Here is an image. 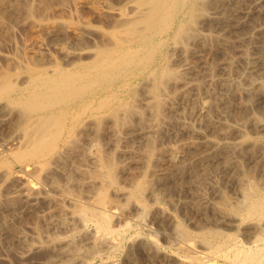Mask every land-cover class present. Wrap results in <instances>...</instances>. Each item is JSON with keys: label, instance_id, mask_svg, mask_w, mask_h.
Wrapping results in <instances>:
<instances>
[{"label": "bare ground", "instance_id": "bare-ground-1", "mask_svg": "<svg viewBox=\"0 0 264 264\" xmlns=\"http://www.w3.org/2000/svg\"><path fill=\"white\" fill-rule=\"evenodd\" d=\"M24 1L28 14L33 10L40 11L46 14L44 19L40 17L45 20L51 11L53 13L48 0ZM243 1H247V5L241 9L239 5ZM124 7L126 10L116 7L117 22L110 25V34L97 40L96 45L84 46L82 42H76L79 46L63 47L61 52L69 59L67 57L68 60L63 63L52 62L54 66L41 65L40 68L30 69L26 79L21 80V84H26L17 85L20 76H14V83L9 78V71L1 73L0 70V132L4 128L9 130V134L1 137L0 155L8 154L15 164L22 165L18 171L0 170V190H3V196L0 194V240L18 247L14 253L19 264H84L102 250L111 253L117 251L121 248L126 231L137 228L138 233L131 235L133 238L129 248L125 246L128 250L122 257L124 264H141L142 256L149 264H157V261L168 263L171 255L160 253L159 240L153 232V238L142 235L143 231L150 233L151 215L160 225L172 229V241L175 240L186 260L193 264L200 258L216 263L264 264V183H261L264 180L258 179L259 182L257 172L247 170V165L245 169V163L238 156L242 154L241 151L247 150V156L255 161L257 170L264 173V107L260 114H250V109L258 100H264V79L249 76V86L244 85L249 87L247 89H242L239 81L233 85L232 75L237 74L234 68L237 59L231 55L234 50L241 53L239 56L248 64L250 71L260 68L264 74V59L259 58V61L251 63L253 57L249 59L247 56L248 51L252 53L251 44H264V0H125ZM239 8L244 18L257 19L251 24L249 22V27L246 25L250 30L242 34L237 30L239 33L236 36L217 34L233 22L242 25V17L237 19L240 13L236 14L235 20L231 17L233 11ZM24 10L20 11L25 13ZM26 17L31 19L32 15ZM92 27L83 23L77 28L82 36H87L93 32ZM215 29L216 34L213 33ZM205 53L212 56L225 53L223 57L228 56L221 65L222 75L209 72L204 78L206 81L203 80L206 84L196 79L197 74L194 76L200 67V55ZM6 57L16 66L24 61L11 53ZM206 61L211 62V59L207 58ZM242 71L238 74L241 77L244 76ZM140 79V91L134 92L135 82ZM200 82L210 85L206 86L205 95L200 94L205 86ZM213 85H220L222 94L218 92L219 88H216V93ZM242 93L246 94L245 99L237 112L233 113L234 99L237 95L243 98ZM206 99L212 100L209 107L206 106ZM198 102L200 105L196 108ZM220 102L223 103L224 112L232 114L233 122H219V118L218 121L214 120L215 114L211 115L210 111L218 108ZM141 104L147 106L144 105L146 116L141 112L144 111ZM187 110L199 124L185 119ZM133 112L135 117L131 116ZM171 116L175 118L173 121H170ZM202 126L210 133H206ZM248 126L254 129L255 135L248 134ZM120 127L125 128L126 132H122L123 139L118 141L115 137L121 135L120 131L123 130ZM94 129L108 135L109 139H105L110 148H99L102 146L99 144L95 155L88 153V156H93L89 160L86 150L98 144V138L92 133ZM134 139L145 142L142 148H137L139 150L131 144ZM119 157H125L123 164L117 162ZM140 162L144 164L143 170L138 167ZM30 164L34 168H30ZM227 170L232 171L226 179L228 186L231 183L242 196L239 198L237 194V200H244L241 207L231 204L233 200L227 194L230 190L226 193L213 177L214 173L226 174ZM62 178L71 184L73 182L77 193L69 190L68 182L66 187L61 186L63 182L59 185ZM208 181L212 183V191L221 197L219 201L212 200L213 195L209 197L210 200L209 195L201 193L198 201L188 197L191 202H187L188 198L182 197L184 201L177 200L175 203L171 200L173 203H170L176 208L180 204V208L186 212L182 214L191 223L203 225L196 226L198 231L192 233L189 227L190 230L180 222L175 208L166 210L163 207L160 195L186 187L200 186L205 189ZM93 187L99 190V196L92 195L91 192H95ZM16 198H20L21 203L17 204ZM48 205H53L54 210L46 211ZM43 207L46 209L43 210ZM36 213L40 215V221L45 220V230H41L43 228L38 223L29 227V233L19 227L24 222L19 220L20 217ZM196 213H199L200 220L195 218ZM233 213L236 215L233 216ZM76 216H80L85 225L87 222L94 224L93 231L86 238L81 233V237L85 238L84 244H73L77 237L72 241L71 237L50 232L49 227L74 231L73 220ZM16 219L20 223H14ZM239 225H242L243 240L238 239L232 231ZM224 227L230 231H225ZM43 247L50 249L46 258L32 262L33 254ZM6 257L0 256V261L7 260ZM105 264L114 263L109 260Z\"/></svg>", "mask_w": 264, "mask_h": 264}, {"label": "rangeland", "instance_id": "rangeland-1", "mask_svg": "<svg viewBox=\"0 0 264 264\" xmlns=\"http://www.w3.org/2000/svg\"><path fill=\"white\" fill-rule=\"evenodd\" d=\"M3 1V0H2ZM1 0H0V2H2ZM5 1V2H4ZM3 1V3L1 4L0 3V11H1V14H0V70H2L1 71V73H7L8 71V75H10L9 76V78L15 83V79H13L14 78V76L16 77V75H18V76H20V82H19V84L17 83V85H20L21 84V80H22V78L24 79L25 77H27V75L31 72V70L33 69V68H40L41 67V65H45V66H48V65H55V64H53L52 62H57V63H63L65 60H68L69 59V57L68 56H66L65 57V54L64 53H62L61 52V50H62V48L63 47H67V46H72V47H76V46H79V45H77L76 44V42H82L81 44L82 45H88V46H93V45H96L97 44V40H99L100 38H103V37H106L108 34H110L109 32L111 31V29L109 28L110 27V25H112V24H114V23H116L117 22V20H118V14H116L115 12H117L118 10H117V8L116 7H122V8H124L125 10H126V8L124 7V2H125V0H59V1H57V0H48V2H49V6H50V8H52L53 9V13H55L56 15H51V14H53L52 13V11L50 12V15L49 14H47V16H46V18L48 17V15H49V17L47 18V19H45V20H43L44 18H45V15L46 14H43L42 12H36V10H33V11H31V14H28V7H26V5L27 4H25V1L24 0H21V1H19V0H13L12 1V3L10 2L11 0H7V2H6V0H4ZM20 3H22V4H20ZM70 1V2H69ZM77 1L79 2V4L77 3ZM53 2V3H52ZM244 2V3H243ZM242 3H241V5H239V6H241L240 8L242 9V8H245V6L247 5L245 2H247V1H243ZM9 3V5H7ZM17 3V4H16ZM50 3L51 4H53V5H50ZM10 4H11V6H10ZM4 6V8H5V11H4V13L2 12L3 11V6ZM21 5V6H20ZM63 5V6H62ZM77 5V6H76ZM18 6H20V7H18ZM24 6V7H23ZM72 6V7H71ZM57 7H59V8H57ZM62 9H61V8ZM63 7H65V8H63ZM71 7V8H70ZM112 7H114V9L112 8ZM3 8V9H2ZM6 8H8V10H9V12H8V10H6ZM12 8V9H11ZM22 8H27V10H24V9H22ZM57 8V9H56ZM116 8V9H115ZM122 8H119L120 10H122ZM235 9L234 11H233V13L231 14V17L232 18H234L233 20H235L236 19V17L235 16H237L236 14H239L238 16H237V19H239L240 17H242V19H243V23H242V25H239V24H237V25H235V22H233V24L232 25H230V27H227L226 28V30L224 31L223 29H220L221 30V32H218L217 34H222V35H226V36H236V35H238V33L239 34H242V33H244V31H248V30H250V28L248 29L247 28V26L248 25H250L251 24V21H255V20H257V19H251V18H244L245 17V15L243 16V14L241 13V9ZM51 9V10H52ZM56 11H55V10ZM61 11V12H59V10ZM64 9H66V10H64ZM20 10H24V12L25 13H23L22 11H20ZM64 10V11H63ZM109 10H111V11H109ZM55 11V12H54ZM22 13L23 15H21L20 13ZM35 12L37 13V14H35ZM64 12V13H63ZM68 12V13H67ZM73 12V13H72ZM99 12H101V14H99ZM103 12L105 13V14H103ZM2 13H3V15H5L4 17H3V15H2ZM12 13V14H11ZM70 13H72V14H70ZM75 13V14H74ZM13 14H14V16H13ZM25 14H26V16L27 15H32V18L31 19H29V18H27L26 16H25ZM40 14V15H39ZM41 14H43V16L41 15ZM99 14V15H98ZM2 15V16H1ZM17 15V16H16ZM34 15H37V16H34ZM68 15V16H67ZM8 16H9V18H8ZM11 16V17H10ZM13 16V17H12ZM15 16H16V18H15ZM24 16V17H23ZM50 16H51V18H50ZM54 16V17H53ZM26 17V18H25ZM39 17V18H38ZM40 17H43V19L42 18H40ZM53 17V18H52ZM68 17V18H67ZM105 17V18H104ZM5 18V19H4ZM11 18V19H10ZM19 18V19H18ZM50 18V20H48ZM62 18V19H61ZM65 18V19H64ZM27 19V20H26ZM42 21H41V20ZM46 20H48V21H46ZM78 20V21H77ZM5 21V22H4ZM33 21V22H32ZM35 21V22H34ZM41 21V22H40ZM109 21V22H108ZM247 24H246V23ZM249 22H250V24H249ZM83 23H87V24H89V25H91V27H92V25H93V27H92V29H94L93 30V32H91L90 34H88L87 36H85V35H83L82 36V34L80 33V31H79V29L77 28L78 26H80L81 24H83ZM38 24H40V26L38 25ZM42 24H45V26L44 25H42ZM58 24V25H57ZM34 25V26H33ZM64 25V26H63ZM245 25V26H244ZM247 25V26H246ZM37 26V27H36ZM43 26V27H42ZM48 26V27H47ZM32 27V28H31ZM40 27V28H39ZM46 27V28H45ZM238 27V28H237ZM241 27V28H240ZM242 27H243V29H242ZM249 27V26H248ZM241 30H240V29ZM101 29V30H100ZM231 29V30H230ZM239 32H238V31ZM57 31V32H56ZM219 31V30H218ZM224 31V32H223ZM237 31V32H236ZM70 32V33H69ZM216 32V29L214 30V34H216L215 33ZM104 33H106V34H104ZM224 33V34H223ZM102 34V35H101ZM229 34V35H228ZM233 34V35H232ZM105 35V36H104ZM63 36V37H62ZM72 36V37H71ZM80 36V37H79ZM69 38H70V40H69ZM79 38V39H78ZM84 39V40H83ZM79 40V41H78ZM263 43H261L260 45H259V43L257 44V46H254L253 44H251L250 45V48L251 49H253V50H251L250 48H249V50H251L252 51V53L251 52H249L248 51V53H250V54H248L247 53V56H248V58L249 59H251L252 57H253V59H251L250 60V62L251 63H254V62H256V61H259L260 59H264V44L262 45ZM75 45V46H74ZM259 45V46H258ZM253 46V47H252ZM14 47V48H13ZM255 47H258V48H255ZM255 48V49H254ZM257 50V51H256ZM260 50V51H259ZM235 51V50H234ZM232 52L231 53V55L234 57V59H237L236 61V67H234V68H236V70H237V74H234V75H232V82H233V85L235 84H237L238 83V81H239V83H241L240 85H242L241 87H242V89H247V88H249L248 86V82L250 83V81H249V76H252V77H250V78H254V79H257V80H259V77H260V80H263L264 79V74L263 73H261V71H262V69H260V68H258V69H256L255 71H250L249 70V68H248V64L245 62V60H242V58H241V55L239 56V54H241V53H239V52ZM256 52V53H255ZM13 54V55H17L18 57H19V59H20V57L21 58H23V59H20V60H24V61H22L21 63L23 64L22 66L19 64V65H15L14 63H11V60H9V58H7L6 56L8 55V54ZM237 53V54H236ZM263 53V54H262ZM3 54V55H2ZM4 54H6V55H4ZM225 55V53H219L218 55H209V54H202V55H200L201 56V58H202V60H201V58H200V56H199V58H196L198 61H199V69L197 68V70H196V72H194V76H195V74H197V77H196V79L197 78H199L198 79V81H201V82H204V81H206L205 79V76L206 75H209V72H213L214 73V75H216L217 73H219V74H217V75H222V69H221V65L224 63V61H226V59H225V57H228L227 56V54H226V56H224L223 57V55ZM220 55H221V57H220ZM238 56L239 58H235V56ZM262 55V56H261ZM202 56H204V58L202 57ZM68 57V59H66ZM214 58V60H213V58ZM251 57V58H250ZM257 57H258V59H257ZM64 58V59H63ZM207 58H209V60L211 59V62L210 61H206L207 60ZM216 58H217V60H216ZM260 58V59H259ZM7 59V60H6ZM204 59H206L205 60V62H203L204 61ZM239 59H241L240 61H239ZM27 60H28V62H27ZM63 61V62H62ZM8 62V63H7ZM27 64H26V63ZM207 62V63H206ZM209 62H210V64H209ZM212 62H214L213 64H211ZM200 63H201V65H200ZM206 63V64H205ZM244 63V64H243ZM245 63L247 64V65H245ZM204 64H205V67H204ZM209 64V65H208ZM218 64V65H217ZM13 65V66H12ZM245 67H247V68H245L244 70H246V71H242L241 69H243L244 68V66ZM21 66V67H20ZM203 66V67H202ZM240 66H242V67H240ZM15 67V68H14ZM16 67H17V69L18 70H16ZM25 67V68H24ZM209 67V68H208ZM215 67V68H214ZM239 67V68H238ZM20 68V69H19ZM27 68H29V69H27ZM201 68V69H200ZM203 68V69H202ZM238 68V69H237ZM31 69V70H30ZM5 70V71H4ZM261 70V71H260ZM200 71V72H199ZM217 71V72H216ZM242 71V74L244 75V76H246V75H248V76H246L245 78H244V76H239L238 74H240V72ZM13 72V73H12ZM26 74H24V73ZM26 72H28V73H26ZM208 72V73H207ZM249 72H251V73H249ZM253 72V73H252ZM1 73H0V75H1ZM20 73V74H19ZM204 73H206L205 75H204ZM247 73V74H246ZM261 73V74H260ZM203 74V75H202ZM251 74V75H250ZM253 74H255L256 75V77H254L255 75H253ZM257 74L259 75V76H257ZM263 74V75H262ZM236 75H238V76H236ZM261 75V76H260ZM2 76V75H1ZM0 76V77H1ZM11 76H13L12 78H11ZM219 76H216V77H219ZM202 77V79L200 80V78ZM207 77V76H206ZM238 77V78H237ZM240 77V78H239ZM263 77V78H262ZM205 78V79H204ZM26 79V78H25ZM242 79V80H241ZM245 79V80H244ZM204 80V81H203ZM234 80H235V82H234ZM247 80V81H246ZM141 82V79L139 80V82H135L136 84L134 85V92L135 91H137V92H139L140 91V88H141V85H142V83H140ZM200 82V84L202 85L203 83H201ZM245 82V84H243ZM138 83V84H137ZM205 83V82H204ZM24 84H26V83H24ZM24 84H21V85H24ZM206 84V83H205ZM205 84H203V85H205ZM248 85V86H244V85ZM20 85V86H21ZM202 85V86H203ZM239 85V84H238ZM138 86V87H137ZM207 85H205V86H203V88L200 90V94L202 95H205L204 93H206V89H207V87H210V85L209 86H207ZM218 86V87H217ZM244 86V87H243ZM136 87H137V89H136ZM212 88L216 91V93H217V90H216V88H219L218 89V92L220 93V94H222V88H221V86L220 85H213L212 86ZM204 90H205V92H204ZM221 90V91H220ZM203 92V93H202ZM134 94V93H133ZM14 95H16V93H14ZM13 95V96H14ZM242 96H243V98H241L240 99V97L241 96H239V95H237L236 97H235V101L233 102V106H232V109L234 110L233 111V113L234 112H237V109H239L238 107H239V105L244 101V99H245V96H246V94L244 93H242L241 94ZM124 97H126V95L124 96ZM243 99V100H242ZM206 104L208 103V105H206V106H210V104H211V101L212 100H207L206 99ZM262 102V103H261ZM142 105V104H141ZM141 105H140V107L139 108H141ZM144 105L146 106V104H143L142 105V109L144 110L145 109V107H144ZM197 105H198V107H199V105H200V103L198 102V103H196V108H198L197 107ZM221 105H223V103L222 102H220V105H219V107L218 108H213V109H211V115H213V114H215V115H213V116H215V117H213L214 118V120L215 121H218L219 120V122H224L225 123V121L227 122V123H229V121H230V123H231V121L233 122L234 120H233V116H231L232 114H229V113H225L224 112V110H223V107L221 106ZM262 105V106H261ZM194 106V105H193ZM147 107V106H146ZM264 107V100L263 99H259L258 100V103L254 106V107H252L251 109H250V114H254V112H257V113H255V114H258L259 112H262V108ZM190 106H189V110H190ZM221 108V109H220ZM219 109V110H218ZM145 112L147 111V109L146 110H144ZM144 111H141L145 116H146V114H147V112L145 113ZM253 112V113H252ZM133 114H135L134 112L132 113V115L131 116H133V117H135V115H133ZM185 114V119L187 120V121H190V122H192V123H196V124H199L198 123V121H196L195 119H194V117H192V116H190V111H188L187 110V112L186 113H184ZM222 116H221V115ZM225 114V115H224ZM249 114V115H250ZM260 114V113H259ZM227 115V116H226ZM167 116H169V114L167 115ZM229 116V117H228ZM133 117H131L132 119H134ZM225 117V118H224ZM173 116H171L170 117V121H173ZM219 118V119H218ZM230 118V119H229ZM175 119V118H174ZM218 119V120H217ZM220 119L222 120V121H220ZM227 119V120H226ZM193 120V121H192ZM194 120H195V122H194ZM224 120V121H223ZM120 126H122V125H120ZM203 127V126H202ZM250 129L252 128L251 126H248ZM121 129L120 130H123V131H120V133H121V135L120 134H118V135H116V137H115V139H119L118 141H120L121 139L120 138H122L123 139V134L126 132L125 131V128H123V127H120ZM205 127H203V129H204ZM250 129H248L247 128V130H248V134L249 135H251V136H253V135H255L256 133H254V129H251V130H253V131H251ZM96 129H94V132H92L93 133V136H95L96 138H98V140H101L102 142L100 143V142H98V140H97V143L98 144H94L93 145V149H92V146H90L89 147V149H87L86 151V155L88 156V153H90V154H94L95 155V152H97L98 151V147H99V144H100V146H101V144H102V146L101 147H99V148H104V149H108V148H110V147H108L109 145H108V135L107 134H105L102 130H100V129H98L99 131H102V132H99L98 130H96L97 132H99L100 134H98V133H96V131H95ZM204 131L206 132V133H210V131H208L207 129H204ZM122 132H124V133H122ZM0 134H1V136H0V140H1V137H3V136H5V135H7V134H9V130L8 129H3L1 132H0ZM95 134V135H94ZM102 134V135H101ZM262 134V133H261ZM107 135V136H106ZM120 135V136H119ZM103 137V138H102ZM80 138V140H81V137H79ZM78 138V139H79ZM100 138V139H99ZM107 140H106V139ZM105 139V140H104ZM231 139V138H230ZM106 143L107 142V144H104V143ZM136 142V143H135ZM82 143H83V141H82ZM145 142L144 141H142L141 139L140 140H137V139H134V141L132 140L131 141V144L132 145H134L133 147L136 149V150H139L140 148H142V146H143V144H144ZM104 144V145H103ZM107 145V147H105ZM142 145V146H141ZM112 146V145H111ZM137 146H139V147H137ZM94 147H95V149H97V150H95L94 149ZM137 148H139V149H137ZM90 150V151H89ZM247 150H243V151H241L240 153H242V154H240V155H238V156H240V158L242 159V161H243V164H244V168L246 169L247 168V166H248V168H247V170H253V171H256L257 173V180L259 179H262L263 178V180H264V173H260L261 171H259V170H257V165L256 164H254L255 163V161H253V160H251V158L249 157V156H247L248 154H247V152H246ZM94 152V153H93ZM89 154V156H88V159L90 160L91 159V157H93L92 155H90ZM7 156H9L8 154H2V155H0V165L1 164H3V166L1 165L0 166V170L1 171H5V170H7V171H18V170H20L21 168H22V165L21 164H15L11 159V156H9V157H7ZM91 156V157H90ZM242 156H244V157H242ZM90 157V158H89ZM5 158V159H4ZM11 158V159H10ZM124 158V159H123ZM244 158V159H243ZM247 160H246V159ZM250 161H249V160ZM117 162L119 163V164H123L124 163V161H125V157H119V158H117ZM122 160H124V161H122ZM245 160V161H244ZM2 161H4V162H2ZM247 162V163H246ZM248 162H249V164H248ZM251 163V164H250ZM118 164V165H119ZM7 165V166H6ZM12 165V166H11ZM141 165V166H140ZM247 165V166H246ZM253 165V166H252ZM256 165V166H255ZM8 166H9V168H8ZM34 165L32 164H30V168H34L33 167ZM249 166H250V168H249ZM138 167L140 168V170H143V168H144V164L143 163H139L138 164ZM13 170H12V169ZM19 168V169H18ZM136 168H137V166H136ZM2 169H4V170H2ZM15 169H17V170H15ZM255 169V170H254ZM139 170V169H138ZM137 171V170H136ZM228 171V172H227ZM226 171V174H224L225 172H218V173H214V175L215 176H213L214 177V179H215V182H217L218 183V185H220L225 191H226V193L230 190V192H232V194L230 193V192H228L227 194L230 196V198L233 200L232 202H231V204L232 203H234V204H232L234 207H241V205H243L242 203H244V200H243V198H242V202H241V199H240V201H239V198H241L242 196L240 195V193L236 190V188L231 184V183H229V186H228V183H227V177H228V175L230 176L231 174H232V171L231 170H227ZM230 172V173H229ZM223 173V174H222ZM220 174V175H219ZM260 176H259V175ZM261 174L263 175V176H261ZM120 176V179H121V175H119ZM220 178V179H217V178ZM224 177H225V179H224ZM259 177V178H258ZM63 179V181H61L60 182V180H62ZM62 179H60L59 180V182H58V184L59 185H61L60 183H62V185L61 186H64V187H66L65 185H67V182H68V180L67 179H64V178H62ZM223 179V180H222ZM67 180V181H66ZM220 180V181H219ZM225 180H226V182H225ZM258 180V181H259ZM71 181V180H70ZM121 182H122V179L120 180ZM219 181V182H218ZM261 181V180H260ZM259 181V182H260ZM222 182V183H221ZM8 183L9 182H7V185H8ZM208 183V184H207ZM225 183V184H224ZM227 183V184H226ZM261 183H264V181H262ZM74 183L72 182V184L70 183V182H68V185H67V187L69 188V190L73 193H77V191L75 190V184L73 185ZM206 184L207 185H205V189H203V188H201L200 186H198V187H194V188H192V187H188V189H187V187L185 188V189H183V190H181V191H179L180 189H178V191H177V189H173V190H170V191H168L166 194L168 195H171L172 193V195H171V197L168 195H166L165 193H163L162 195H164V196H162V195H160V202H161V204L163 205V207L164 208H166V210H174V208H175V214H176V216L179 218V220H180V222L182 221V224L186 227V228H188V230H190L192 233H194V232H197L198 230H197V227H201V226H203V225H201V226H197L196 224L194 225V223H191L190 222V219L189 220H187L188 219V217L186 216H184L183 214H185L186 212L183 210V209H181L182 208V206L179 204V205H177V208H176V206H173L172 204H170L172 201H174L175 203H177V200H179V201H184V199L187 197H189V198H191L192 199V201L193 200H199L200 198H198V197H200L199 195H201V193H204L205 195H209L208 196V198L210 197V198H212V195L214 196L213 198H212V200H215V199H217L216 201H219L220 200V196L219 195H217V194H215L213 191H212V183H209V181L208 182H206ZM223 184V185H222ZM231 184V185H230ZM70 185V186H69ZM209 185V186H208ZM226 187H228V188H226ZM202 186V185H201ZM96 187H97V185H96ZM96 187H93V190L95 191V192H91L92 193V195H95V196H97L100 192H99V190L98 189H96ZM229 187H231V189H229ZM209 188V189H208ZM233 188V189H232ZM92 189V188H91ZM186 189H187V191H186ZM193 189V190H192ZM195 189H198V190H195ZM202 189V190H201ZM98 190V191H97ZM191 192V194H190V192ZM205 190H206V193H205ZM173 191V192H172ZM185 191V192H184ZM179 192H180V194H179ZM195 192V193H194ZM210 192V193H209ZM234 192V193H233ZM2 193V194H1ZM182 193V194H181ZM185 193V194H184ZM186 193H188V195L186 194ZM192 193H193V195H195V196H193L192 195ZM199 193V194H198ZM212 193V194H211ZM236 193V194H235ZM0 194L3 196V190H0ZM232 196H231V195ZM238 194V196L237 197H239V196H241V197H239L238 198V200H237V197H236V195ZM110 195V194H109ZM166 195V196H165ZM186 195V196H185ZM94 196V197H95ZM99 196V195H98ZM180 196H181V199H180ZM234 196V197H233ZM1 197V196H0ZM121 196H119V198H120ZM168 197V198H167ZM178 197V198H177ZM182 197H185L184 199H182ZM193 197H194V199H193ZM218 197V198H217ZM220 197V198H219ZM186 198V199H187ZM187 199V202H191V199ZM209 198V199H210ZM175 199V200H174ZM219 199V200H218ZM20 198H16L15 199V202L17 203V204H19V203H21L20 202ZM81 200H84V201H86L87 199H84V198H82ZM166 200H168V201H166ZM172 200V201H171ZM211 200V199H210ZM235 200H237V201H235ZM170 201V202H169ZM186 201V200H185ZM237 202V203H236ZM66 203V205H69V203L68 202H65ZM173 203V202H172ZM172 205V206H171ZM237 205V206H236ZM179 206V207H178ZM180 206H181V208H180ZM46 207V206H45ZM45 207H43L42 209L43 210H45L46 208H48V210L46 209V211H49V210H54V206L53 205H48L46 208ZM51 207H53V208H51ZM183 211V212H182ZM183 213V214H182ZM37 214V215H36ZM36 214H34V215H31V214H29L28 216L27 215H24L22 218L20 217L19 218V220L21 221V222H23L22 220H24V222L23 223H20L19 222V220L18 219H16V221L14 220V223H17V222H19L20 223V225H19V227L21 226V229H25L24 231L25 232H30V226L31 225H38L39 224V226L41 225V227L43 228V229H41V230H45L44 228H46V223H45V220L44 219H42V221H40L41 220V218H40V215L38 214V213H36ZM197 214V213H196ZM195 214V215H196ZM234 214V215H233ZM232 215L233 216H235L236 215V213H233ZM199 215V213L197 214V216H195V218L197 219V220H200L201 219V217H199L198 216ZM186 218H184V217ZM210 216V218H211V215H209ZM77 217V216H76ZM152 216L150 215V218H151ZM238 217L239 216H237L236 217V219H238ZM37 218H39V220L37 219ZM149 218V223H150V233H149V231H143L142 232V235L145 237V238H153L154 237V235H155V238H157V241H158V244H159V249H160V247H161V249H160V253L161 254H163V255H171V257H170V260H169V264H177V262L179 263V264H181V262H183L182 264H193V262H190V261H188V260H186V258L184 257L185 256V254H184V252L180 249V248H178L179 246L178 245H176L175 243V240L174 241H172L173 239H174V237L172 236L173 235V231H172V229L170 228V227H168V226H163V225H160V223H158L156 220H153V218H151L150 219ZM234 218V217H233ZM75 220H73V223H75V225L77 224V225H79V226H75L74 225V227H75V230L73 231H64L63 229H61V228H57V227H49V230H50V232H58V233H60L62 236L63 235H65V236H68L69 238H70V240H75L76 239V237H77V239L78 240H75V242H72L73 244H75V245H78V244H84V242H85V238L87 237V235H89V233H91L92 231H93V228H94V224L92 223V222H87V224L85 225V221L82 219V218H80V216H78L77 218H74ZM37 220L39 221V222H37ZM78 220V222H76ZM36 221V222H35ZM34 222V223H33ZM38 223V224H37ZM84 223V224H83ZM81 224H83V225H81ZM191 224H193V225H191ZM73 225V224H72ZM208 226H210V225H208ZM211 226H214V225H211ZM242 226V225H241ZM240 225L239 226H237L236 227V229L234 230H232L233 232H234V234H236V237H238V239H242L243 240V236H242V227H241ZM79 227V228H78ZM134 229V230H133ZM133 229H130V230H128V231H126V233H125V236H124V241H123V243L121 244V248H119L117 251H115V252H109L108 250H102L101 252H100V256L99 255H97V256H95V257H93L94 259H92V257L89 259V261H87V262H85L84 264H105V263H107L109 260H110V262H113L114 264H121V263H123L124 264V258H122V257H124V255H126V251L128 250V248H129V246H130V244H131V241H132V239L131 238H133L132 236H135L138 232H137V228H133ZM77 230V231H76ZM87 230V231H86ZM194 230V231H193ZM224 230L225 231H230V230H228V228H225L224 227ZM241 231V232H239V231ZM129 232V233H128ZM153 232V234H151ZM81 233L83 234L84 233V237H81L82 235H81ZM88 233V234H87ZM136 233V234H135ZM239 233V234H238ZM128 234V235H127ZM135 234V235H134ZM241 234V235H240ZM79 235V236H78ZM132 235V236H131ZM151 235V236H150ZM239 235V236H238ZM72 236H74V237H72ZM130 237V239H129V237ZM147 236V237H146ZM165 236V237H164ZM78 237H80V239L78 238ZM67 238V237H66ZM173 238V239H172ZM68 239V238H67ZM128 240H129V242H128ZM1 242H0V256H3V255H6L7 257V260H9V261H7V260H4V261H0V264H19V260H18V258L16 257V254L14 253V251L18 248L16 245H15V248L12 246V248H14V250L11 248V246L9 245V243L7 242V244H6V241L4 242L3 240H0ZM83 241V242H82ZM4 242V243H3ZM127 242V243H126ZM175 242V243H174ZM4 244H6V245H4ZM126 244H128V245H126ZM8 246V247H7ZM125 246L127 247L128 246V248H126L125 249ZM176 246V248L174 249V247ZM12 249V250H10V248ZM44 248V249H43ZM43 248H41L39 251H37L36 252V254L34 253L33 255L34 256H32V258L34 259V261L32 260V258H31V260H32V262H38V261H40V260H42V259H44V258H46V255L48 254V252L50 251V249L48 248V247H43ZM124 250H123V249ZM163 248V249H162ZM178 248V249H177ZM122 249V250H121ZM164 250V251H163ZM177 250V251H176ZM10 251H12V252H10ZM177 253H176V252ZM182 253H181V252ZM172 252H174V253H172ZM4 253H6V254H4ZM44 253V254H43ZM105 253V254H104ZM110 253V254H109ZM13 254H14V256H13ZM38 254V255H37ZM108 254H109V256H108ZM177 254H178V256H177ZM11 255V256H10ZM42 255V256H41ZM107 255V256H106ZM181 255V256H180ZM180 256V257H179ZM36 259H35V258ZM173 257V258H172ZM183 257V258H182ZM142 259H141V264L143 263V264H149L150 262H147L148 260L146 259V258H144V256H142L141 257ZM91 259H92V261H91ZM109 259V260H108ZM144 259V260H143ZM172 259H174L173 261H172ZM179 259V260H178ZM206 259V260H205ZM119 260V261H118ZM147 260V261H146ZM144 261H145V263H144ZM174 261H176V262H174ZM199 261V262H198ZM197 261V263L196 262H194V264H228V263H224L223 261H220V263H216V262H214V261H210L209 259L207 260V258H200L199 260ZM203 261V262H202ZM205 261V262H204ZM159 262L160 261H157V264H159ZM162 262H164V263H162ZM174 262V263H173ZM185 262V263H184ZM190 262V263H189ZM168 264L167 263V261H161L160 262V264Z\"/></svg>", "mask_w": 264, "mask_h": 264}]
</instances>
